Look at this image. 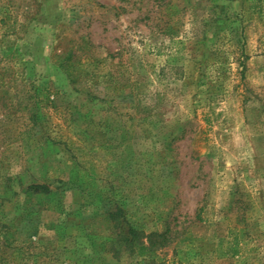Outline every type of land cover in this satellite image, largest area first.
<instances>
[{
    "label": "rangeland",
    "instance_id": "1",
    "mask_svg": "<svg viewBox=\"0 0 264 264\" xmlns=\"http://www.w3.org/2000/svg\"><path fill=\"white\" fill-rule=\"evenodd\" d=\"M0 264H264V0H0Z\"/></svg>",
    "mask_w": 264,
    "mask_h": 264
},
{
    "label": "trees",
    "instance_id": "2",
    "mask_svg": "<svg viewBox=\"0 0 264 264\" xmlns=\"http://www.w3.org/2000/svg\"><path fill=\"white\" fill-rule=\"evenodd\" d=\"M67 71H69L68 69H69V67H66L65 68ZM69 77H70V79L71 80H76V76H73V74H71V72H69ZM239 253V248H238V246H234V248H233V250H232V254L233 255H236V254H238Z\"/></svg>",
    "mask_w": 264,
    "mask_h": 264
}]
</instances>
